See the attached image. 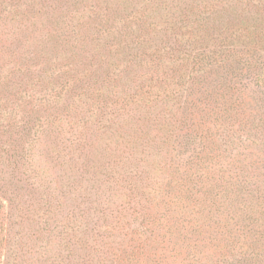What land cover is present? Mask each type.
Masks as SVG:
<instances>
[{
  "label": "trees",
  "instance_id": "1",
  "mask_svg": "<svg viewBox=\"0 0 264 264\" xmlns=\"http://www.w3.org/2000/svg\"><path fill=\"white\" fill-rule=\"evenodd\" d=\"M83 9L0 50V264H264V0Z\"/></svg>",
  "mask_w": 264,
  "mask_h": 264
},
{
  "label": "rangeland",
  "instance_id": "2",
  "mask_svg": "<svg viewBox=\"0 0 264 264\" xmlns=\"http://www.w3.org/2000/svg\"><path fill=\"white\" fill-rule=\"evenodd\" d=\"M41 2L42 3L39 4V6H37L34 10L30 7L28 8L24 3H22V5L14 10H12V6H7L6 3L2 5L0 11L7 6V12H0V34L2 36L0 42V50H3L5 52L9 51L11 53L16 52L18 50V40L23 39L21 36L33 35V29L30 27V24H33L34 21H36L40 25L48 24L49 20L54 17L59 25L62 26L64 24L62 22L63 19L67 18L64 17L66 13H70L73 19H76L77 17L81 18L85 15L83 7H89L92 3L97 2V0H79L76 3V14L73 13L74 4L71 0H42ZM48 12H51L52 15L49 16L47 14H44ZM41 17L43 18V20H41Z\"/></svg>",
  "mask_w": 264,
  "mask_h": 264
}]
</instances>
